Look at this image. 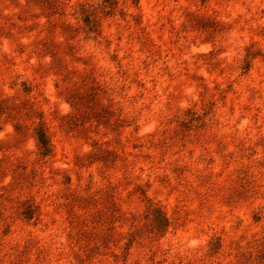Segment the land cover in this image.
I'll return each mask as SVG.
<instances>
[{
	"label": "rangeland",
	"instance_id": "obj_1",
	"mask_svg": "<svg viewBox=\"0 0 264 264\" xmlns=\"http://www.w3.org/2000/svg\"><path fill=\"white\" fill-rule=\"evenodd\" d=\"M0 264H264V0H0Z\"/></svg>",
	"mask_w": 264,
	"mask_h": 264
}]
</instances>
